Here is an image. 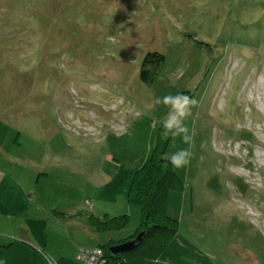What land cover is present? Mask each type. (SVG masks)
Listing matches in <instances>:
<instances>
[{
    "label": "rangeland",
    "instance_id": "obj_1",
    "mask_svg": "<svg viewBox=\"0 0 264 264\" xmlns=\"http://www.w3.org/2000/svg\"><path fill=\"white\" fill-rule=\"evenodd\" d=\"M177 93L198 101L192 145L163 138L168 109L151 106ZM157 144L193 156L170 164L176 234L148 261L264 264V0H0V179L21 182L3 192L27 196L11 221L33 244L58 247L74 226L132 234L127 190ZM121 214L118 230L91 222Z\"/></svg>",
    "mask_w": 264,
    "mask_h": 264
},
{
    "label": "trees",
    "instance_id": "obj_2",
    "mask_svg": "<svg viewBox=\"0 0 264 264\" xmlns=\"http://www.w3.org/2000/svg\"><path fill=\"white\" fill-rule=\"evenodd\" d=\"M35 13L31 9V16ZM162 60V54L147 52L139 65V79L142 82L150 80ZM163 150L164 145L157 144L142 165L133 170L126 198L128 204L140 213V223L135 231L119 240L110 238L106 243L94 247L103 250L106 264H146L147 260L157 259L168 240L176 234V221L166 214V203L168 191L179 188L182 183L170 162L164 159ZM127 218V214H121L104 220L94 217L91 222L97 230H118ZM140 232L143 234L138 243L115 253L110 251L111 246L131 241ZM3 248L0 245V251ZM49 260L55 263L53 259Z\"/></svg>",
    "mask_w": 264,
    "mask_h": 264
},
{
    "label": "crops",
    "instance_id": "obj_3",
    "mask_svg": "<svg viewBox=\"0 0 264 264\" xmlns=\"http://www.w3.org/2000/svg\"><path fill=\"white\" fill-rule=\"evenodd\" d=\"M17 183L21 182L13 178L0 179V245L4 246L0 251V264H50L48 261L50 257L55 261L53 264H82L78 258L79 247L90 248L104 243L103 239L107 234L98 233L91 228L87 230L74 226L73 230L65 231V241H61L58 247L50 248L42 241L33 244L28 239V232L20 224L13 225L14 221H11L17 214L16 205L27 202V196L3 192L6 188H18ZM15 228L19 236L15 234L17 238H11L10 235H14ZM19 241L26 243L22 244ZM146 264L155 263L147 260Z\"/></svg>",
    "mask_w": 264,
    "mask_h": 264
},
{
    "label": "clouds",
    "instance_id": "obj_4",
    "mask_svg": "<svg viewBox=\"0 0 264 264\" xmlns=\"http://www.w3.org/2000/svg\"><path fill=\"white\" fill-rule=\"evenodd\" d=\"M198 101L189 95L177 93L175 95L168 94L163 97H156L151 106L163 105L168 111L162 120L163 138L181 137L186 145H192L193 137L189 134V129L184 121L192 114V108L197 106ZM205 144H201V148H205ZM193 153L191 148L180 149L177 152L166 155L164 159L168 160L174 168H183L191 163ZM201 162L204 157H200Z\"/></svg>",
    "mask_w": 264,
    "mask_h": 264
},
{
    "label": "built area",
    "instance_id": "obj_5",
    "mask_svg": "<svg viewBox=\"0 0 264 264\" xmlns=\"http://www.w3.org/2000/svg\"><path fill=\"white\" fill-rule=\"evenodd\" d=\"M78 258L82 264H106V256L101 248H80ZM50 264H53L49 260Z\"/></svg>",
    "mask_w": 264,
    "mask_h": 264
},
{
    "label": "water",
    "instance_id": "obj_6",
    "mask_svg": "<svg viewBox=\"0 0 264 264\" xmlns=\"http://www.w3.org/2000/svg\"><path fill=\"white\" fill-rule=\"evenodd\" d=\"M142 234H143V232H140L131 241H126V242H123V243H120V244L113 245L109 249H110V251L112 253H115V252L120 251V250H122V249H124L126 247L134 245V244H136V243H138L140 241V239L142 237Z\"/></svg>",
    "mask_w": 264,
    "mask_h": 264
}]
</instances>
